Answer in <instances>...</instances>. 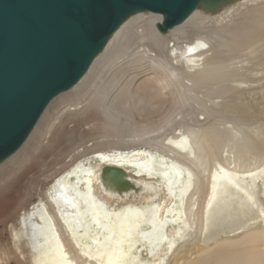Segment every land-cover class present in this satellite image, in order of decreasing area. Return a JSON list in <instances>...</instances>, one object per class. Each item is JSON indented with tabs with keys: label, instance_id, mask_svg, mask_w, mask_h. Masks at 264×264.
Wrapping results in <instances>:
<instances>
[{
	"label": "bare ground",
	"instance_id": "1",
	"mask_svg": "<svg viewBox=\"0 0 264 264\" xmlns=\"http://www.w3.org/2000/svg\"><path fill=\"white\" fill-rule=\"evenodd\" d=\"M162 21L141 13L121 25L0 164V264H264V85H230L251 74L239 64L263 63L264 0L200 5L166 34ZM243 93L258 94L256 110L237 111ZM87 106L103 115L85 117ZM251 119L263 121L257 133L241 127ZM82 122L132 125V143L162 140L83 154L53 174L83 152L73 133ZM103 167L139 189L116 191Z\"/></svg>",
	"mask_w": 264,
	"mask_h": 264
},
{
	"label": "water",
	"instance_id": "2",
	"mask_svg": "<svg viewBox=\"0 0 264 264\" xmlns=\"http://www.w3.org/2000/svg\"><path fill=\"white\" fill-rule=\"evenodd\" d=\"M228 0H0V164L29 138L48 105L77 85L132 16L160 14V33L200 6ZM103 183L137 191L125 171L103 167Z\"/></svg>",
	"mask_w": 264,
	"mask_h": 264
},
{
	"label": "rangeland",
	"instance_id": "3",
	"mask_svg": "<svg viewBox=\"0 0 264 264\" xmlns=\"http://www.w3.org/2000/svg\"><path fill=\"white\" fill-rule=\"evenodd\" d=\"M194 38V36H191V38ZM204 38H205V36H204ZM169 40L171 41V38H169ZM189 40H191V39H189ZM190 42H194L193 40H191ZM197 41H195V43H196ZM194 43V45H196ZM216 44V43H215ZM111 53H112V51H111ZM236 61H238V60H236ZM239 63V62H238ZM243 64V65H242ZM242 64H239V66L238 67H249L251 70H250V72H251V74L250 73H247V75L246 74H244V75H242L244 78L245 77H247V79L246 80H244V79H240V80H237V82H233V83H231L230 85H232L233 86V84L234 85H240L241 86V88H243V89H246V91H248V90H253V89H257L258 90V88L261 86H259V84H262V86L264 85V81L263 82H259V80L260 79H262L263 77V75H264V60H263V63L261 64V65H259V66H253V65H251V66H247V63H242ZM254 69V70H253ZM261 72V73H260ZM143 75H138L137 77L139 78V79H147L146 77H150V75H144V73H142ZM262 75V76H261ZM254 76V77H253ZM260 78V79H259ZM253 80V81H252ZM239 81V82H238ZM254 82H256V83H254ZM257 84V85H256ZM250 86V87H249ZM66 93V92H65ZM230 95V94H229ZM228 95V97H230ZM245 96V97H244ZM201 97V96H200ZM237 98L238 99H241V100H243V101H245V102H242V105H239L237 108H239V110H237V111H240V112H242V113H245V114H247L248 112H250L247 108H249V107H254V110H256V108L258 107V101H259V96H258V94L257 93H243V94H241V95H238L237 96ZM218 99H220V98H218ZM218 99H217V101H216V99H215V101L216 102H219L218 101ZM214 100V99H213ZM220 102H221V99H220ZM219 102V103H220ZM248 104H250L249 105V107H248ZM94 106V105H93ZM93 106H87V111H90V113L88 112V113H86L85 114V117L86 116H90V118H93V116H96V117H99V116H102L103 115V113L98 109V108H95V107H93ZM185 106V104L183 103V104H181V109H182V111H184V109L185 108H187L186 106ZM208 106L209 107H213L211 104H208ZM246 106V107H245ZM226 108L227 106H223L222 108ZM243 107V108H242ZM92 108H94V109H92ZM214 109H216V107L214 106L213 107ZM67 109V108H66ZM65 109V110H66ZM241 109V110H240ZM243 109H245V110H243ZM248 111V112H247ZM247 112V113H246ZM91 114V115H90ZM253 114V116L254 115H257V111H256V113H252ZM251 114V115H252ZM232 115H230L229 117H231ZM255 117H257V116H255ZM141 119H140V121H144L145 119H144V117L142 116V117H140ZM142 118H143V120H142ZM201 119V118H200ZM228 119H230V118H228ZM249 122L248 123H246L247 125H245V126H242L241 125V127H243V129H246L247 130V132H249L250 134H251V132L248 130V129H251V131L253 132V133H257L258 132V129H257V127H258V125L259 124H261L262 122H257L258 121V119H257V121L256 120H248ZM201 122H204L203 120L201 121ZM209 124H212L211 122H209ZM187 124L186 123H184L183 124V126H186ZM192 125V123L191 124H189V126H191ZM262 126H263V124H261ZM72 127H73V125H71ZM247 126V127H246ZM101 125H96L95 126V124L94 125H90V126H86L85 125V122H82V125L81 126H78L77 128L76 127H74V129L76 128V130L73 132L76 136H77V138H83V139H81V141L76 145V146H79V147H77L76 148V146H75V148H76V150H78V151H83L81 154H79V153H76V155H74V157L73 156H68L69 157V159H68V157H65L64 159H63V161L62 162H60V165H59V161H56L55 163H54V166H52L53 167V169L54 170H56V171H58V170H60V172L63 170V169H65V164H74V162L78 159V158H80L81 156H84L83 154H89V153H91V152H94V151H97V150H103V151H110V150H115V149H122V150H126V149H128V147H129V149L130 148H138V147H141V146H146V147H148V146H151V144H160V142H161V140H162V137H159V138H157L156 139V137L154 138L153 137V140L152 139H148L145 143H132L133 141L131 140V138L130 137H132V135H130V133L129 134H127V132H129V131H126V130H128V129H130L131 127H133L132 125L131 126H127L128 127V129H127V127H126V125H124V126H118V128L117 127H111L112 129H110V130H108V131H106V130H101ZM120 127V128H119ZM122 127H123V129H122ZM124 127H126V130L124 129ZM173 127V126H172ZM219 127V126H218ZM217 127V128H218ZM176 128V127H175ZM175 128H172V129H170V131H172L173 132V130H175ZM93 130V131H92ZM117 130V131H116ZM120 130V131H119ZM123 130H124V132H123ZM169 130V129H168ZM107 133H109V134H107ZM120 135H119V134ZM124 133H125V135H124ZM116 134H117V136H116ZM127 134V135H126ZM108 136V137H107ZM110 136V137H109ZM113 136V137H112ZM156 136H158V135H156ZM133 138V137H132ZM155 139V140H154ZM85 141V142H84ZM81 142H82V144H81ZM113 142V143H112ZM125 142V143H124ZM68 146H74V144H68ZM77 158V159H76ZM84 159H86V157L84 158ZM66 162H68V163H66ZM58 163V164H57ZM63 163H65L64 165H63ZM59 165V166H57V165ZM77 164V163H76ZM75 165V164H74ZM74 165H72V167L74 166ZM62 166V167H61ZM64 166V167H63ZM71 167V168H72ZM62 169V170H61ZM54 172L53 174H58L59 173V171L58 172ZM51 181H52V178H49L48 179V184L49 183H51ZM37 199H38V197H34V198H32L31 199V201L29 202L30 204H33V203H35V202H37Z\"/></svg>",
	"mask_w": 264,
	"mask_h": 264
}]
</instances>
